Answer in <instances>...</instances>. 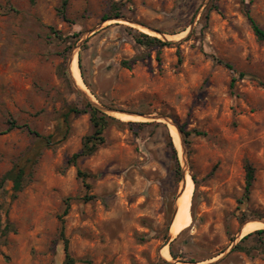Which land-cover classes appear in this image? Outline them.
<instances>
[{
    "label": "rangeland",
    "instance_id": "obj_1",
    "mask_svg": "<svg viewBox=\"0 0 264 264\" xmlns=\"http://www.w3.org/2000/svg\"><path fill=\"white\" fill-rule=\"evenodd\" d=\"M61 6L0 0V178L18 161L28 174L16 198L10 182L0 190L2 228L10 225L0 264H64L61 229L77 264H264L254 242L251 255L231 251L244 223L264 219V43L247 17L264 30V0H68L64 16ZM141 34L168 45L147 47ZM73 52L91 100L136 124H111L104 145L76 165L68 162L92 132L89 114L73 116L60 143L6 132L16 122L59 140L67 106L90 104L58 73L65 64L69 74ZM139 116L205 135H191L184 155L170 125ZM170 138L197 180L191 223L176 235ZM79 170L91 174L89 188Z\"/></svg>",
    "mask_w": 264,
    "mask_h": 264
},
{
    "label": "trees",
    "instance_id": "obj_2",
    "mask_svg": "<svg viewBox=\"0 0 264 264\" xmlns=\"http://www.w3.org/2000/svg\"><path fill=\"white\" fill-rule=\"evenodd\" d=\"M132 1V0H128ZM68 6V0H62V6H61V15L64 16L66 7ZM119 14H117L118 16ZM111 16H105L103 19L104 21L108 20ZM247 17L248 20L251 23L253 32L257 39L260 42L264 43V30L257 24V22L253 19V17L250 15L249 12H247ZM143 39H138L140 44H143L147 47H152V46H161V45H168L166 43L161 42L158 38L149 36L147 34H141ZM71 48V46L68 47V51ZM67 59V55H66ZM227 67H230L228 64L226 65ZM79 68L81 70L82 76V66L79 64ZM58 73L61 78L64 79V81L72 87L71 80L69 78V74L66 68L65 64H62L58 68ZM246 77L245 74L241 73L240 78L244 79ZM236 80H233L231 87L234 86ZM82 114H89L90 116V122L92 125V132L91 134L87 135L83 139L82 143V148L81 150L74 154L71 159L69 160V164L71 165H76L79 159L82 158H87L95 154L98 149L104 145L105 143V136L104 133L105 131L110 127L111 124H117V125H136L134 122H122L116 118H113L111 116H108L107 114L103 113L102 111L94 108L91 104L86 103L84 108H81L78 105H69L67 106L66 110L62 114V120H63V125L59 128V140H57L56 136L54 134H51L49 136H42L38 132L34 131L30 126L24 124L22 126L18 125L16 122H11L9 124V128L7 129L6 132L14 130V129H22L30 133L31 135H35L39 140H43L46 142V144L50 145L53 143H60L64 141L67 138V135L69 134L70 131V122L71 118L73 116H78ZM141 126L143 125H151V124H139ZM158 125V124H156ZM184 141L186 144H189V137L191 135H197V136H202L205 135L202 132L199 131H191L188 132L186 131L183 127L178 126ZM169 150H170V155L171 159L173 161V178L176 182V184H180L182 181V167L180 165L179 157H178V151L176 147L174 146L172 138L169 140ZM247 174H246V188H245V198L248 199L249 195L251 193L253 181H254V169L250 166L247 165ZM28 177L27 174V166L20 163L18 161L15 163L13 168L8 171L2 178H0V190H2L7 183L12 184V191H13V197L16 198L19 193H21L25 186H26V179ZM78 177L82 180L83 184L85 187L89 188L90 185L88 184V180L92 178L91 174L78 171ZM194 184L197 186V180L195 176H192ZM86 200H94V196H86ZM66 209L63 213V215H67L69 211V204H66ZM241 222L245 221L244 216L240 220ZM10 232V225L7 224L4 228H2V222L0 220V233L2 235H7ZM61 237L64 242V252H65V259H64V264H77L76 260L72 257L70 254V246H69V240L64 236V231L61 229ZM254 242L256 246L262 250H264V229L257 230L255 232H252L248 235H246L233 249V251L237 252H242L247 255H251L252 249L248 248L246 246L247 243ZM171 256L174 259H177L178 256L171 250ZM90 263V262H89ZM167 264V263H165Z\"/></svg>",
    "mask_w": 264,
    "mask_h": 264
},
{
    "label": "water",
    "instance_id": "obj_3",
    "mask_svg": "<svg viewBox=\"0 0 264 264\" xmlns=\"http://www.w3.org/2000/svg\"><path fill=\"white\" fill-rule=\"evenodd\" d=\"M115 20H122V19H115ZM105 22V21H104ZM149 32L153 33V34H156V35H161L159 32H156V31H153V30H150V29H147ZM76 56V53H72L71 56H70V60H69V64H68V70H69V75H70V78L74 84V86L76 87V89L90 102V104L102 111L103 113L105 114H113V115H129V114H125V113H120V112H117L115 110H112V109H109V108H106V107H102V106H98L97 104H95L91 98L89 97V95L86 93L85 90H83V88L80 87V85L78 84V82L74 79L73 75H72V72H71V69H70V66L72 65L73 63V57ZM129 116H133V115H129ZM138 118H143L145 120H148V121H164L166 122L168 125H172L175 129H176V133L180 139V144H181V148H182V151H183V154L186 155V143L184 141V138H183V135L179 129V127L171 122L168 118L166 117H162V116H139ZM187 175H189L187 173V170L185 168H182V181H181V188H180V191H179V194H178V197H177V200H176V203H175V208H174V213H173V216H172V220H171V226L173 225L175 219H176V216H177V212H178V201L179 199L184 195L185 191H186V187H187ZM193 180V179H192ZM251 221H263L264 222V219H253V220H250V221H247L246 223L243 224V226L245 224H247L248 222H251ZM242 226V228H243ZM243 232V231H242ZM242 232L240 231L239 233V240L235 242L234 244V247L231 249V251L235 248V246L245 237H242ZM173 239V235L171 234V232H169V235L167 237V239L165 240L161 250H163L164 248H166L170 242L172 241Z\"/></svg>",
    "mask_w": 264,
    "mask_h": 264
},
{
    "label": "bare ground",
    "instance_id": "obj_4",
    "mask_svg": "<svg viewBox=\"0 0 264 264\" xmlns=\"http://www.w3.org/2000/svg\"><path fill=\"white\" fill-rule=\"evenodd\" d=\"M72 59H73V63L70 66L72 75L77 82H80L81 76H80V70H79L77 59H76V57H74ZM170 127L172 128V130H174L176 132V129L172 125H170ZM186 180H187L186 191H185L184 195L178 201L179 209L177 212L176 219H175L173 225L171 226V232L175 235L178 234L179 232H181L183 229L187 228L191 223V215H190L189 208H190V202H191V198H192V194H193V190H194V182H193L192 178L190 177V175H187ZM263 228H264V222L263 221L248 222L241 229V232L243 231L242 237H244V236H246L252 232H255L257 230L263 229ZM165 254H166V252H165Z\"/></svg>",
    "mask_w": 264,
    "mask_h": 264
}]
</instances>
